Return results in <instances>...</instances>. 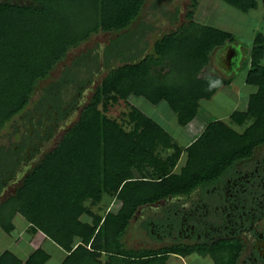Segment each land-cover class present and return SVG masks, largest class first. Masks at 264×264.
Segmentation results:
<instances>
[{"label":"trees","instance_id":"1","mask_svg":"<svg viewBox=\"0 0 264 264\" xmlns=\"http://www.w3.org/2000/svg\"><path fill=\"white\" fill-rule=\"evenodd\" d=\"M21 1L22 3L14 0H0V42L1 39L3 41L0 43V131L8 120L27 106L39 81L46 79L56 63L64 59L67 54L66 49L57 55L56 60L52 63L50 61V64L45 66H41L39 60L35 62V65H31L21 58L20 60L15 59L18 56H16L17 53L13 54V51L16 52L13 50L15 47L6 40L9 34L6 32L5 24L12 17H19L21 20L34 23L38 17L47 16L54 9L51 0ZM145 1H131V4L127 5L130 8L121 10L116 7L109 18L102 16V23L97 25L95 31L122 33L139 16ZM223 1L243 12L259 6V0ZM199 3L200 0H192L191 9L186 15L189 23H184L177 30L165 33L156 40L151 53L138 61L125 62L120 66L110 68L109 73L102 80V85L96 88L89 101L82 107L78 120L65 132L56 147L47 152L44 158L28 171L22 186L0 205V222L5 225L7 231L14 228L11 222L14 214L17 212L24 214L45 234L58 243L65 244L63 248L70 254L62 264H134L154 259H159V263L156 264H165L172 254L186 256L194 252L211 256L216 264L239 263L246 243L238 236L206 242L190 243L180 240L158 248L141 247L138 249L128 246L124 239L142 208L158 206L177 198H187L196 192L204 195L207 191H213L215 186L223 185L227 178L235 176L239 170V164L252 160L255 152L264 146V34L259 33L256 36L255 46L249 57L251 64L247 84L255 87V90L249 96L248 108L246 110L235 108L229 115V119L239 126L243 125L244 130L238 131L232 126V122L226 119H215L209 122L202 134L194 138L186 147L187 162L180 172H176L174 168L181 156L182 148L172 141L168 132L153 129V119L138 111L137 115L141 118L139 124L133 132H127L116 120L103 118L98 109L104 95L110 92L117 93L123 98L133 95L154 105L166 104L180 122L187 125L198 114L202 99H212L223 85L231 83L230 79L223 80L215 75L200 76L203 67L211 61L212 53L229 42H234L236 36L217 27L196 22L194 15ZM262 4L264 7V0ZM88 34L81 40L87 39L90 36ZM77 42L72 43V47L78 45ZM113 43L114 40L110 46ZM110 46L105 50L106 60L109 61L111 60V56H108ZM6 48L7 54H4L2 50ZM98 56V51H96L94 58L96 64ZM122 59L128 60L129 57ZM4 61L7 62V66H3ZM170 62L185 66L187 71L180 68L185 73L184 82L165 83L166 74L171 72ZM167 66L169 67L166 68ZM7 67L9 73L19 69L22 75L24 73L25 80L17 83L19 100L5 109L3 99H8L13 95H10L11 92L2 93L3 87L7 88V77L6 75L5 78L3 77L6 73L4 68L7 70ZM66 75L70 78L69 81L75 79L69 71ZM215 80H219L221 84L210 89V82ZM56 90L52 86L45 88L37 103L38 108L41 103L46 104L47 101L48 103L52 101L53 106L60 110L64 99ZM249 120L251 122H248ZM74 135L77 137L81 135L82 144H86L84 148L89 150L88 154L84 151L81 162L75 160H79V157L68 158L78 165L72 171L74 176L80 175L81 177L68 180L67 185L65 182L61 183L60 195L52 189L50 190L51 198L48 197L49 194H44L47 197L48 206H59L54 214H49L44 205L40 203L39 197L42 195L39 194L41 193L36 195V200L32 198L28 200L25 196L34 189L41 175L55 176L51 172L50 163L54 161L56 166L65 163L60 162L63 157L59 151L66 144L70 146L71 151L73 150L69 141H72L71 137ZM160 145L171 148L172 154L167 158H157L155 157L157 155H154L150 161L154 171L152 176L149 174L141 176L142 178L134 177L131 169L136 167L140 172L143 171L144 168H141L139 164L148 154H153V150ZM24 149V146H20L19 150L22 151L18 150L17 158L12 155L10 160H22ZM11 150L14 152L13 146ZM19 161L9 169H14ZM5 169L2 168L0 173L3 172L2 175L5 174L8 178L11 173ZM2 185L0 183V190ZM103 193L116 195L123 200L124 205L118 214L108 212L104 217L97 216L95 220L100 225L97 231H93L79 219L80 215L86 211L82 202L87 198L98 200ZM14 202H18L17 207L1 217L5 208ZM71 207H74V210L70 214L69 208ZM38 216L46 217L50 224L45 219L38 220L40 218ZM151 222L145 221L143 227L149 236L156 238L157 234L153 232ZM77 237L81 240L74 248L71 243ZM218 251L221 252V256ZM104 256H106L105 262L102 260ZM224 258L229 262L225 263ZM35 263L33 256L28 264Z\"/></svg>","mask_w":264,"mask_h":264},{"label":"rangeland","instance_id":"2","mask_svg":"<svg viewBox=\"0 0 264 264\" xmlns=\"http://www.w3.org/2000/svg\"><path fill=\"white\" fill-rule=\"evenodd\" d=\"M14 1L22 3L21 0ZM131 1L135 2V0H51L54 6L53 11L47 16L38 17L37 21H34V23L21 20L19 17H12L9 22L5 24L4 27L9 34L7 36L8 39L6 40L11 46L15 47L13 50H16V52L13 51V54L17 53L16 56H18L15 59L20 60L21 58L23 61L26 60V63H31V65H35V62L39 60V63H41L40 65L45 66L49 65L50 61L52 63V61L56 60L57 55L67 49V54L64 59L56 63L46 79L39 81L37 89H35L36 91L27 106L12 119L8 120L0 131V138H3L0 140V144L7 146L19 144L26 148V141H28L30 137H23L22 139L20 133H17L15 130L17 129L19 132L27 135L29 131L31 132L30 122L34 118V115L37 112H45L44 108L40 109L35 107V103L39 100L42 91L45 88L52 86L57 89V93L63 97L66 107L65 109L69 110V113L61 115L57 120L56 132L53 134L45 133L44 136L37 137L41 150L36 156L32 154L36 160L31 163L27 170H25L24 176H26L28 171L44 158L47 152L56 147L65 132L78 120L82 107L89 101L96 88L102 85V80L107 76L110 68L117 67L125 62L138 61L143 55L153 51L154 43L165 33L178 29L184 23H189L188 18H185V14L191 9L192 0H146L147 4L144 9L143 17L134 22L131 26V29L135 31V33H125L126 31L123 33L105 32L102 30L95 31L97 25L102 23L101 20L103 17L107 16V18H109V16L113 15L112 13H114L116 7L120 10L127 7L130 8L127 5H130ZM178 8L182 11L181 15L178 21H173L172 14L177 15L173 12ZM263 8L262 0H259V6L257 8L251 9L248 12H243L223 0H200L198 7L195 9L194 20L200 24L211 25L225 30L236 36L234 42H229L227 44L228 47L231 46L233 48L235 57L232 59L233 63L231 66L228 62L229 59L224 61V54L227 47L224 48V46L220 49H216L212 53L211 61L203 67L200 76L202 77L209 74L215 75L223 80L230 79L231 83L228 86L223 85V91L214 96V98L210 100L202 99L200 110L190 123L183 125L176 114L173 113L164 103L154 105L143 98H138L133 95L123 98L114 92L104 95L102 102L98 106L102 117L116 120L125 131L133 132L141 119L137 115V112L140 111L146 116H149L154 120L153 129L168 132L172 141H175L180 148H182L181 156L174 168L176 172H180L181 168L186 165L188 157V150L186 147L194 138L202 134L203 129L209 122L214 121L215 119H226L232 122L234 128L242 132L244 126L235 124L229 119L228 115L235 108L246 110L250 100L249 96L255 90V87L253 88L247 84V77L249 66L251 64L249 57L252 48L255 46V38L259 33L264 34ZM118 11L119 10H117V12ZM27 31L28 33H25ZM27 34H29L28 37ZM87 34L90 36L85 40H81V38ZM18 37L19 40H17ZM113 40L114 43L110 46ZM2 42L1 39L0 43ZM75 42H77L76 44H79L72 47L71 44ZM13 44H15V46ZM109 46L108 56H118L119 58H114L109 61L106 60V57H104L103 54H101L102 56H98L97 61L100 59V62L103 64L102 67H99L96 62H92L91 67L84 72H81L82 67L79 64H75V60H78L79 57H91L94 60L96 51L101 50V53H104L105 49ZM140 48H143V51L135 55V60H131V58L134 57L130 56L133 54L131 49L139 51ZM2 52L7 54V48L2 50ZM122 58L128 60H123ZM170 63L171 72L166 74L165 83L184 82L185 73L181 69L187 71L185 66H178L176 62ZM3 66H7L6 61L3 62ZM77 67L79 70L78 75L73 81L79 80L77 86L84 85L83 87L86 92L84 98L80 94H76L78 88L69 84L72 81L65 79L66 72L70 68L75 70ZM168 67L169 66L166 68ZM4 70L6 73L3 74V77L5 78V75L7 77V88L4 86L2 93L7 94L8 92H11L10 95L13 94L10 98L3 99L2 103L6 109L19 100L17 83L20 82V80L24 82L25 78L24 73L22 75V73L19 72V69L14 72L12 71V73L8 72V67L7 70L6 68H4ZM14 92L17 93L15 94ZM75 104H77L76 107H74ZM248 122L251 121L249 120ZM71 140L72 141H69V144H72L73 152L68 144L59 151V154L63 157V160L60 162L64 161L65 163H62L61 166H56V162L54 161L50 163V165H52L51 172H53V175L55 176L48 177L46 175H41L36 186H34V189L30 190L28 192L29 194H26L25 196L28 200L31 198L36 200V195L41 193L39 194L42 195L39 197L40 203L41 205H44L46 212L49 214H54L59 206H48L46 201L47 197L45 195L49 194L48 197L51 198V189L59 194L61 183L65 182L67 185L68 180H74L75 178L81 177L80 175L74 176L75 174H73L72 171L78 165L68 158L71 156H75V158L79 157V160H75L81 162L80 160L85 153L84 151H86L87 154L89 151L84 148V145L86 144H82L83 139L81 135L78 137L74 135L71 137ZM86 143L88 146V142ZM172 152L173 150L171 148L168 149V147L162 145L158 146L153 150V154H148V156L139 164L141 168H144L143 171L140 172L136 167H133L131 169V174L136 178H142L141 176L149 174L152 176L154 171L150 162L152 160L151 158H153L154 155H157L155 156L157 158H167ZM25 154L27 155V153ZM56 161L58 162L59 160ZM238 168L243 175V180L239 183L240 189H242L244 193H236L234 198L232 196L229 201L227 200L228 196L224 195L223 191L218 194L205 193L202 195L200 202L203 203L206 209L204 210V208H200L192 212V214L186 218L187 222L195 223L196 229L205 228L207 231L212 230L213 232V227L233 224L235 220L241 219L242 212L251 210L255 216L253 223L255 231L259 232V234L263 233L264 146L255 152L252 160L249 162H241ZM0 174L5 177V174ZM249 175L254 177H250V180H247ZM24 176L19 182H16L14 178H11L12 175L9 176L7 179L8 187L3 190L4 193L0 195V205L8 197L13 195L17 188L22 186ZM227 186L231 187L229 184ZM237 186H233V189L238 190V188L236 189ZM198 198V195L193 194L184 199H173L167 201V203H161L158 206L142 208L138 217L133 221L128 230L124 239L125 242L130 247L132 246V248L135 247L137 249L141 247L158 248L171 244L173 238L168 236V234L166 235L165 232L158 235L156 230H154L157 237L152 238L151 235L149 236L147 230L143 227L144 222H151L153 220L158 221L160 219L163 220L166 215H169L170 217L173 213L172 211L176 210V208H187L192 204L197 203ZM41 199L44 200L41 201ZM82 203L84 204L86 211L84 210L85 212L80 215L79 219L80 221H83V224L88 226V228H92L93 231H97L98 229L97 221L95 220L97 216L104 217L108 212L118 214L124 205L123 200L116 195L114 196L112 193H103L98 200L87 198L84 199ZM257 203L258 206H256ZM17 204L18 202H14L9 205V207H6L1 217L7 215L12 208L17 207ZM111 207L112 209H110ZM69 209L71 214L74 207ZM87 211H89V213ZM38 218V220L45 219L46 222L50 224L46 217L38 216ZM184 233L185 236L183 239L185 240H194L197 236H193L191 239L188 237L187 232ZM214 234L215 232L212 233V235ZM237 236L243 238L246 243L238 263L244 264V260L246 261L247 259V254L253 250V243L259 238L255 237L254 232L246 229L239 231ZM218 254L220 255L221 252L218 251ZM158 261L159 259H154L145 263L135 262L134 264H156L159 263ZM223 261L225 263L229 262V260L225 258ZM189 262L190 260L186 261L187 264H190ZM248 262L249 261L247 260L246 263ZM259 264H264V260H260Z\"/></svg>","mask_w":264,"mask_h":264},{"label":"flooded vegetation","instance_id":"3","mask_svg":"<svg viewBox=\"0 0 264 264\" xmlns=\"http://www.w3.org/2000/svg\"><path fill=\"white\" fill-rule=\"evenodd\" d=\"M102 55H99V57ZM92 62H94L93 58L89 57V58H85V57H79L78 60H75V64H79L82 69L81 72H84L85 70H88L89 67H91ZM97 65L99 67H102V63L100 62V59L98 60ZM69 73L71 72L72 77L73 76H77L78 75V67L73 70V69H69L68 70ZM77 78V77H76ZM66 80H70V78L66 75ZM79 81V80H78ZM78 81H72L69 84H71L72 86L78 88L76 91V94H80L83 98L86 96V92L84 89V85H80L77 86ZM42 97V94L40 95V98ZM39 100L35 103V107L37 106V103L40 101ZM47 99V98H46ZM80 100V98H79ZM78 102V101H77ZM80 103V102H79ZM77 104H75L74 107H76ZM45 109V112L42 111L37 112L34 115V118L31 120V124H30V128H31V132L29 131V133H27V135H24L23 133L19 132V130H15L17 131V133H20V136H22L24 138H29L28 141H26L27 146L23 151V158L22 160H10L12 155L16 156V153L18 154V150L19 147L22 145L19 144H14V152H11V147L12 146H7V145H2L0 144V171L2 170V168H6V171H10L12 177L14 178L16 182H19L20 179H22V177L24 176V172L25 170H27V168L31 165V163L36 160V158L34 156L38 155V153L40 152V147L38 148L37 144L38 143V139L37 137H42L44 136L45 133H49V134H53L54 132H56V125H57V120L60 118L61 115L69 113V110L65 109V104H63V106L61 107V109H56L53 104L52 101L51 103H47L43 104L41 103L40 105V109ZM3 138L1 137L0 140H2ZM40 145V144H39ZM17 150V151H16ZM22 151V150H19ZM27 153V155L25 154ZM32 154L34 156H32ZM19 155V154H18ZM17 155V156H18ZM16 156V158H17ZM12 159H15L12 157ZM19 164L14 168V169H8L10 167H12V165L15 162H18ZM4 171V170H3ZM3 173V172H1ZM238 173V174H237ZM237 173L235 176H232L230 178L226 179V183L223 185H219V186H215L213 191H207V193H213V194H218L220 192L223 191L224 195H227V200L229 201L230 198L238 192H243L244 191L242 189H240V183L243 180V175L241 174L240 170H237ZM248 175V174H247ZM250 177H254L249 175L247 180H250ZM9 178V177H8ZM3 176L0 175V183L3 184V188L0 191V195L3 194V190H5L8 187L7 184V179ZM249 182V181H248ZM231 185V187H228V184ZM237 186L236 189L238 188V190L233 189V186ZM242 185V184H241ZM195 195H198V202L195 204H192L191 206L184 208V209H179L176 208V210L172 211V215L169 217V215H166V217L160 220H154L152 221V227H153V232L154 230H156V233H158V235H161V233H166V235L168 234V236H171L173 238V242L175 241H182V242H206V241H215V240H219L222 238H229L232 236H237V233H239V231H242L243 229L249 230L254 232L255 237L259 238L257 241H255L253 243V250L247 254V259L246 261L244 260V264L247 262V260L249 261L246 264H259L260 260H264V231L262 234H259V232L255 231V227L253 226L254 223V218L255 216L253 215V212L251 210L248 211H244L241 213V219H237L235 220V222L233 224H226V225H220V226H215L213 227V232L212 230L207 231V229L205 228H195L196 224L195 223H189L187 222L186 218L188 216H190L192 214V212L196 211L197 209L200 208H204V210L206 209L203 205L202 202H200V199L202 197V194L200 192H196L194 193ZM177 199H184V198H177ZM200 202V203H199ZM216 204V202H215ZM258 206V204L256 205ZM249 209V208H248ZM171 211V210H170ZM188 233V237L189 238H193V236L196 238L194 240H185L183 239L185 236V233ZM214 235H212V233H214ZM155 233V232H154Z\"/></svg>","mask_w":264,"mask_h":264},{"label":"crops","instance_id":"4","mask_svg":"<svg viewBox=\"0 0 264 264\" xmlns=\"http://www.w3.org/2000/svg\"><path fill=\"white\" fill-rule=\"evenodd\" d=\"M147 1L143 5L141 13L132 22V24L136 22L137 20H139L141 17H143L144 9L146 7ZM170 1H174V0H170ZM181 12L182 11H180L179 8L173 12L177 14V15L172 14L173 21L179 20ZM186 15L187 13L185 14V18L187 19ZM131 26L128 29L124 30L126 31L125 33L127 32L135 33V31L131 29ZM124 31H122V33ZM226 47H227V50H225L226 52L224 54V59H225L224 61H226V59L227 60L229 59L228 62L232 66V63H233L232 59L233 57H235L233 53V48L231 46L228 47L227 45L224 48ZM142 51H143V48H140L139 51H134L133 49H131V52H133V54H131L130 56H134L131 59H134L135 55ZM98 54L99 55L103 54V56L105 57L106 53L105 51L104 53H101V50H99ZM145 55H143V57ZM121 57H124V56H121ZM112 59L113 57H111V60ZM222 87L217 91V93L214 96L218 95L221 91H223ZM37 146L38 148L40 147L39 144H37ZM2 188H3V185H2ZM110 209H112V207ZM11 222L13 223L14 228L11 229L10 231H7V228L5 227V225H3L0 222V264H28L29 260L33 256L36 262L35 264L37 263L38 264H62L66 260L68 255L70 254L69 251L63 248V245L65 244L58 243L52 237L45 234L40 228H38L26 216H24V214L17 212L16 214H14L13 218L11 219ZM97 225L99 226L100 224L97 223ZM80 240H81L80 237H77L76 240L74 239L71 245H73L75 248L79 244ZM102 260L105 262L106 256H104ZM189 260H190L189 262L190 264H215V261L211 256L209 255L204 256L197 252L191 253L186 256L172 254L169 256L165 264H187L186 261H189Z\"/></svg>","mask_w":264,"mask_h":264},{"label":"clouds","instance_id":"5","mask_svg":"<svg viewBox=\"0 0 264 264\" xmlns=\"http://www.w3.org/2000/svg\"><path fill=\"white\" fill-rule=\"evenodd\" d=\"M221 82L219 80L211 81L209 84V88L211 89L212 87L219 86Z\"/></svg>","mask_w":264,"mask_h":264}]
</instances>
